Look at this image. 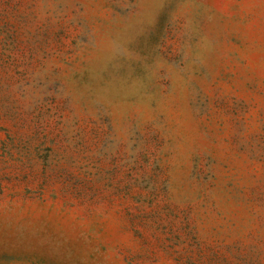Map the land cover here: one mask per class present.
<instances>
[{"label":"rangeland","instance_id":"1","mask_svg":"<svg viewBox=\"0 0 264 264\" xmlns=\"http://www.w3.org/2000/svg\"><path fill=\"white\" fill-rule=\"evenodd\" d=\"M0 264H264V0H0Z\"/></svg>","mask_w":264,"mask_h":264}]
</instances>
